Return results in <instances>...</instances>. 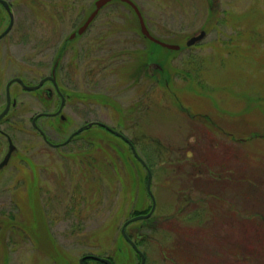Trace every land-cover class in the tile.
<instances>
[{
  "label": "rangeland",
  "instance_id": "obj_1",
  "mask_svg": "<svg viewBox=\"0 0 264 264\" xmlns=\"http://www.w3.org/2000/svg\"><path fill=\"white\" fill-rule=\"evenodd\" d=\"M134 1L154 35L183 46L163 60L169 85L157 79V64L147 72L154 78L135 64L145 48L153 62L167 51L143 37L133 8L113 0L62 55L60 84L72 93L66 117L38 124L61 142L100 120L136 142L153 173L155 208L127 231L145 264L169 256L176 264H264V0ZM16 3L15 27L0 40L8 52L0 53V110L8 80L48 74L95 0ZM202 29L204 39L184 47ZM10 89L17 104L0 129L17 149L0 170V264H80L87 253L139 264L121 227L152 199L130 145L94 125L50 146L32 117L59 102L19 83ZM8 147L0 134V161Z\"/></svg>",
  "mask_w": 264,
  "mask_h": 264
},
{
  "label": "flooded vegetation",
  "instance_id": "obj_2",
  "mask_svg": "<svg viewBox=\"0 0 264 264\" xmlns=\"http://www.w3.org/2000/svg\"><path fill=\"white\" fill-rule=\"evenodd\" d=\"M7 3H8V5H9V8L8 7H6V5L0 0V28H2L3 26H4V23H5V21L7 22V24L5 25V27L2 29V30H0V34H2L7 28H8V26L10 25V23H11V15H10V12H12L13 13V15H14V18H13V24H12V26H11V28H10V30L5 34V35H3L1 38H0V40L1 39H3V38H5L7 35H9L10 33H11V31L14 29V27H15V23H16V6H17V3H16V0H5ZM89 17V15L85 18V20L77 27V29L76 30H74L70 35H69V37L68 38H66L64 41H63V43L61 44V46L59 47V49H58V52L56 53V55L53 57V60H52V66H51V71L48 73V74H44L43 76H40V77H38L39 78V80L37 81V82H35V83H30L29 81H27L25 78H24V76L23 75H15V76H13L12 78H10L9 80H8V82H7V84H6V87H7V85H8V83L11 81V84H10V88H11V85L13 84V83H19L20 85H21V87H23L24 89H26V90H30V89H27L22 83H20V81H18V79L20 78V79H22L23 80V82L25 83V84H27V85H37V84H39L40 83V81L42 80V79H44L45 78V81H44V83L40 86V87H38V88H35V89H32L31 91H36L39 95H44V97H46V99L48 100V101H53V102H59V106H58V108L56 109V110H51V111H39V112H37V113H35L34 114V116L32 117V118H34L35 116H37V121L39 120V118L40 117H43V116H60V117H62V115L64 116V117H66L65 115H64V113H63V111H64V108H65V106H66V103H67V101H68V99L71 97V94L72 93H69L68 91H65V90H63L62 89V87H61V84H60V75H59V69L61 68V58L63 57L62 55H63V53L65 52V50H66V47L68 46L67 45V43H69V42H71V41H73L74 40V38H77V37H79V36H81L85 31H87L88 30V28L90 27V25L92 24H89V26L84 30V31H82V32H79V28L84 24V22L87 20V18ZM146 49V48H145ZM0 53L1 54H3V55H6L8 52L5 50V49H3V51H0ZM41 54H43V52H40ZM4 59H5V56H2V61L0 62V67L1 68H4V66H1V65H4ZM3 62V63H2ZM152 64H157L156 62L154 63V62H152V61H150V62H148V63H146V66H145V68H141V71H144V76L147 78H152L151 76H152V74H153V72H151V73H149V74H147V72L148 71H150V66H152ZM157 66H159L158 64H157ZM140 68V67H139ZM48 76H51V77H55V79H56V83H57V85H56V83L54 82V79H52V78H46V77H48ZM47 83H50L51 84V86L50 87H46V84ZM13 95V96H12ZM11 96H12V105H11V107H13V106H15L16 104H17V98L14 96V94L11 92ZM6 102H7V94H6ZM62 103H64V106H63V109L61 110V112H59L58 114H56V115H53L56 111H58L59 110V108H60V106H61V104ZM11 109V108H10ZM39 125V124H38ZM39 127H40V125H39ZM39 127H34L35 129H37L38 131H39V133H41L42 134V131L40 130V128ZM76 130V129H75ZM74 131V130H73ZM72 131V132H73ZM71 132V133H72ZM70 133V134H71ZM0 134H4L6 137H7V139H8V141H9V135L5 132V131H3V130H1L0 129ZM48 135V134H47ZM42 137H43V134H42ZM44 138V137H43ZM48 138H49V135H48ZM52 142H53V144H51L48 140H46L45 138H44V140L45 141H47V143L50 145V146H53V147H60V146H62V145H64V144H62L63 142H60V141H53L51 138H49ZM66 144V143H65ZM6 155V154H5ZM5 155H4V157H5ZM4 157H3V159H4ZM143 214V213H142ZM152 216V214L150 215V217ZM145 219V218H144ZM146 219H148V218H146ZM155 222H156V220H155ZM130 224V223H129ZM128 224V225H129ZM127 231V230H126ZM127 233H128V231H127ZM128 235L133 239V237H132V235L130 234V233H128ZM135 242H136V244H138V246H139V243H138V240H135V239H133ZM135 251V250H134ZM142 252L145 254L146 252L145 251H143L142 250ZM135 254H136V257H138L139 258V260H140V262H141V259H142V257H141V255L138 253V252H136L135 251ZM85 255H87L89 258L91 257V255H94L93 253H88V254H84V256ZM102 256H104V255H102ZM88 257H86L85 258V260H84V263L86 264V260H88ZM105 257H109L111 260H112V263L113 264H117L116 262H115V260H114V258H112V257H110V256H108V255H106ZM146 257V256H145ZM101 261V260H100ZM162 261L164 262V264H176V260L174 259V258H172V257H164V258H162ZM101 264H105L103 261H101ZM140 264V263H139Z\"/></svg>",
  "mask_w": 264,
  "mask_h": 264
},
{
  "label": "water",
  "instance_id": "obj_3",
  "mask_svg": "<svg viewBox=\"0 0 264 264\" xmlns=\"http://www.w3.org/2000/svg\"><path fill=\"white\" fill-rule=\"evenodd\" d=\"M1 1L6 5V7L9 8V5H8V3H7L5 0H1ZM110 1H112V0H96V1H95V5H96L95 9L90 13V15H89V17L87 18V20H86V21L84 22V24L79 28V32L84 31V30L89 26V24L92 22V20L97 16V14L99 13L100 9H101L104 5H106L108 2H110ZM121 1H125V2L129 3V4L134 8L135 12L137 13V15H138V17H139V21H140V24H141V30H142V32H143L147 37H149V38H150L151 40H153L155 43L160 44L161 46H164V47H167V48H170V49H174V50L180 48V45H179V44H175V43H170V42L164 41V40H162V39H160V38H157L156 36H154V35L150 32V30H149V28H148V26L146 25V22H145V20H144L143 14H142V12H141V10H140L138 4H137L134 0H121ZM10 15H11V23H10V25L8 26V28H7L2 34H0V38H1L3 35H5V34L10 30V28H11V26H12V24H13V18H14V15H13L12 12H10ZM205 36H206V30L203 29V30H201L198 34L191 36V37L187 40V45H189V46H190V45H193V44H195L196 42L202 40ZM46 78H52V79H54V82L56 83V79H55V77L48 76V77H46ZM18 81H20V83H22L27 89L32 90V89H35V88L40 87V86L44 83L45 78L42 79V80L40 81V83L37 84V85H27V84H25V83L23 82V80L20 79V78L18 79ZM10 84H11V81L8 83V85H7V87H6V91H7V105H6V107L4 108V110L0 113V120H1V118H2L3 116L6 115V113L8 112V110H9V108H10V106H11L12 98H11V92H10ZM56 85H57V83H56ZM63 106H64V103L61 104L59 110H58L56 113L60 112V111L62 110ZM54 114H55V113H54ZM37 116H38V115H37ZM37 116H35V117L33 118V125L36 126V127H38V124H37V122H36ZM95 123H97V124H101V125L104 126L105 128H107V129H109L110 131H112V132H114V133H116V134H118V135L124 137L127 141L130 142V140L127 139V138L124 136V134H122L120 131H118V130L112 128V127H111L110 125H108L107 123H105V122H101V121H95V120H94V121H90V122H88V123H86V124L80 126L77 130H75V131H74V132L68 137V139H66V141H65L64 143L68 142V141H69L74 135H76L77 133L81 132L82 130H84V129L90 127V126H92V125L95 124ZM42 133H43V137H44L46 140H48L46 133H44V132H42ZM48 141H49V140H48ZM49 142H50L51 144H53L51 141H49ZM131 146H132V149H133V152H134L135 156H136L140 161H142V162L146 165L145 161H144L143 158L139 155L138 151L136 150L135 146H134L132 143H131ZM15 147H16V146L14 145L12 139L10 138L9 151H8L6 157L4 158V160H3L2 162H0V168H2L4 165H6V164L8 163V161H9V159H10V157H11V154H12V152L14 151ZM148 172H149V175H148V181H147V188H148V190H149L150 195L152 196V199H153V206H152L151 210L149 211V213H147V214H141V215H136V216L131 217L130 219H128V220L124 223V225H123V227H122V233H123V235L126 237V239H127L128 241L131 242V244H132V245H133L138 251H140V250L138 249L136 243H135V242H134V241L128 236V234L126 233V225H127L130 221L137 220V219L144 218V217H148V216H150V215L152 214V212L154 211V208H155V198H154L153 192H152V190H151L152 173H151V170H150V169H148ZM141 255H142V261H141V264H144V262H145V256H144V254H142V252H141ZM86 257H87V256H84V257H81V258H80V263H81V264H85V263H84V259H85ZM93 257H95V258H97V259L103 261V262L106 263V264H113V263H112V260L109 259V258H107V257H101V256H96V255H93Z\"/></svg>",
  "mask_w": 264,
  "mask_h": 264
},
{
  "label": "trees",
  "instance_id": "obj_4",
  "mask_svg": "<svg viewBox=\"0 0 264 264\" xmlns=\"http://www.w3.org/2000/svg\"><path fill=\"white\" fill-rule=\"evenodd\" d=\"M212 2V1H211ZM212 5H213V2H212ZM152 44H154V45H156V46H158V47H161V48H165V51H167L166 53H163V56L162 57H160V59H158V63L162 66V69H159V73H160V77H157V79L159 80V81H165V83H166V85H169V83H170V71L169 70H167V68L166 67H164V62H163V60H165L166 58H168V54L169 53H171V52H175V50H173V49H169V48H166V47H163V46H161L160 44H157V43H155V42H153V41H150ZM187 45L185 44L184 45V47H186ZM183 48V46H181V49ZM153 57H154V52L152 51V49L150 48V47H148V48H146V49H144L143 50V54L140 56V58H138V60H135V64H137V67H141V68H145V66H146V63H148V62H150V61H153L152 59H153ZM160 60V61H159ZM162 60V61H161ZM167 71V74L165 75V72ZM152 78H154V77H156V72H154L153 71V74H152V76H151ZM138 77L136 76V79H137ZM7 118V116L6 117H4V119H6ZM3 119V120H4ZM105 129V128H104ZM105 130H107V129H105ZM108 131V130H107ZM110 132V131H109ZM112 133V132H111ZM79 136V135H78ZM77 136V137H78ZM76 136H75V138H73V140H75L76 138H77ZM72 140V141H73ZM132 141L134 142V144L136 143L133 139H132ZM135 157V156H134ZM136 158V157H135ZM136 160H138L137 158H136ZM139 161V160H138ZM140 162V161H139ZM141 163V162H140ZM147 176V175H146ZM149 211V208L148 209H145V210H135V211H133V213H132V215H136V214H139V213H145V212H148ZM89 261L90 262H96L97 264H101V262L100 261H98V260H95V259H93V258H91V259H88L87 261H86V264H89Z\"/></svg>",
  "mask_w": 264,
  "mask_h": 264
}]
</instances>
